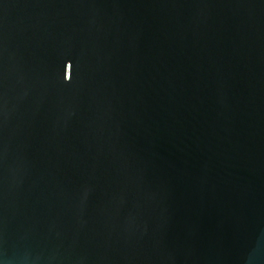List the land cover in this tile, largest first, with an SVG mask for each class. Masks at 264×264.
<instances>
[{
    "label": "water",
    "instance_id": "1",
    "mask_svg": "<svg viewBox=\"0 0 264 264\" xmlns=\"http://www.w3.org/2000/svg\"><path fill=\"white\" fill-rule=\"evenodd\" d=\"M0 264H264V0H0Z\"/></svg>",
    "mask_w": 264,
    "mask_h": 264
}]
</instances>
